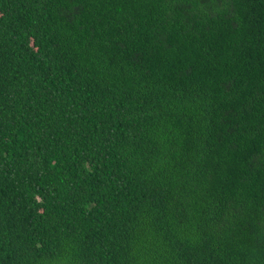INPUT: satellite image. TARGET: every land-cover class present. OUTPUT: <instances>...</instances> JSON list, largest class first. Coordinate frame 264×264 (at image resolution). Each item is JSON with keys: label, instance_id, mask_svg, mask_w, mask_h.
<instances>
[{"label": "trees", "instance_id": "16d2710c", "mask_svg": "<svg viewBox=\"0 0 264 264\" xmlns=\"http://www.w3.org/2000/svg\"><path fill=\"white\" fill-rule=\"evenodd\" d=\"M0 264H264V0H0Z\"/></svg>", "mask_w": 264, "mask_h": 264}]
</instances>
